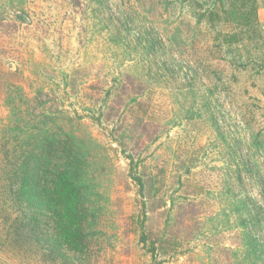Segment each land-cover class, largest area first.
<instances>
[{"label":"rangeland","instance_id":"1","mask_svg":"<svg viewBox=\"0 0 264 264\" xmlns=\"http://www.w3.org/2000/svg\"><path fill=\"white\" fill-rule=\"evenodd\" d=\"M194 12L0 0V264H53L12 233L4 203L6 171L43 127L83 141L98 193L90 247L67 264H264L246 231L264 215V45L228 54Z\"/></svg>","mask_w":264,"mask_h":264},{"label":"trees","instance_id":"2","mask_svg":"<svg viewBox=\"0 0 264 264\" xmlns=\"http://www.w3.org/2000/svg\"><path fill=\"white\" fill-rule=\"evenodd\" d=\"M183 1L198 11L193 13L195 24L207 25L215 35L212 41H218L228 54L246 42L264 45L257 0H209L205 10L204 0ZM219 25L230 30L218 31ZM262 60L264 69V56ZM52 131L43 127L27 136L23 150L5 173L9 188L4 203L9 201L10 215H15L9 226L14 235L37 246L44 260L67 264L69 255L84 254L90 247L98 216L93 198L98 193L93 191L91 162L83 141L60 127ZM252 144L264 157V140L255 138ZM259 189L264 201V175ZM249 219L259 233L246 230L252 239L249 247L255 250V238H259L264 248V215Z\"/></svg>","mask_w":264,"mask_h":264},{"label":"crops","instance_id":"3","mask_svg":"<svg viewBox=\"0 0 264 264\" xmlns=\"http://www.w3.org/2000/svg\"><path fill=\"white\" fill-rule=\"evenodd\" d=\"M257 16L260 23L264 22V0H257Z\"/></svg>","mask_w":264,"mask_h":264}]
</instances>
